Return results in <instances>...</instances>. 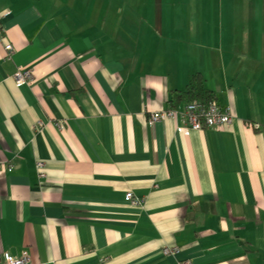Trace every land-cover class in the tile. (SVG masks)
Listing matches in <instances>:
<instances>
[{"label":"crops","instance_id":"obj_1","mask_svg":"<svg viewBox=\"0 0 264 264\" xmlns=\"http://www.w3.org/2000/svg\"><path fill=\"white\" fill-rule=\"evenodd\" d=\"M195 72L232 122L149 126ZM0 161V264H264V0H0Z\"/></svg>","mask_w":264,"mask_h":264},{"label":"built area","instance_id":"obj_2","mask_svg":"<svg viewBox=\"0 0 264 264\" xmlns=\"http://www.w3.org/2000/svg\"><path fill=\"white\" fill-rule=\"evenodd\" d=\"M4 48L7 52L6 56L10 57L14 51L11 43H6ZM16 85L21 86L30 84L34 75L30 68H17L13 74ZM233 113L229 106H220L216 100L208 103L195 100L185 103L181 107H167L165 109L153 110L148 116L147 123L149 126L153 125L156 121L170 118L177 124V131L181 134H189L192 130L199 129H217L226 124H230L233 120ZM55 126L62 130L64 128L63 120H56ZM37 125H41L37 122ZM0 167H4L7 171L13 169V164L10 162L0 161ZM35 169L40 180L46 178L45 163L42 160H36ZM124 199L130 205L141 207L143 201L135 196L133 192L127 191L124 194ZM162 252L165 255L176 254L179 252L177 246H164ZM6 264H30L31 259L27 251H22L19 256H12L9 253L4 254ZM179 264H193L189 259L181 260Z\"/></svg>","mask_w":264,"mask_h":264},{"label":"trees","instance_id":"obj_3","mask_svg":"<svg viewBox=\"0 0 264 264\" xmlns=\"http://www.w3.org/2000/svg\"><path fill=\"white\" fill-rule=\"evenodd\" d=\"M195 100L206 103L216 100L214 92L205 86V79L200 72H195L190 76L184 90H181L175 99H171V107H177L179 101L188 103Z\"/></svg>","mask_w":264,"mask_h":264}]
</instances>
